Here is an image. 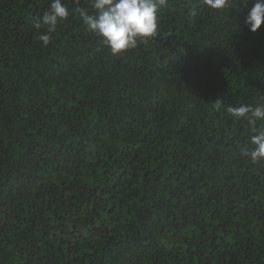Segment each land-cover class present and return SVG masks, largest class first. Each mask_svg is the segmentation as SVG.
Here are the masks:
<instances>
[{
	"label": "trees",
	"instance_id": "obj_1",
	"mask_svg": "<svg viewBox=\"0 0 264 264\" xmlns=\"http://www.w3.org/2000/svg\"><path fill=\"white\" fill-rule=\"evenodd\" d=\"M50 2L0 0V264H264V164L226 111L264 103L247 0H169L121 56L87 32L91 0H62L44 46Z\"/></svg>",
	"mask_w": 264,
	"mask_h": 264
},
{
	"label": "clouds",
	"instance_id": "obj_2",
	"mask_svg": "<svg viewBox=\"0 0 264 264\" xmlns=\"http://www.w3.org/2000/svg\"><path fill=\"white\" fill-rule=\"evenodd\" d=\"M203 3L209 10L231 9V0H203ZM249 3L251 7H247ZM168 6L169 0H91L94 11L80 15L87 32L97 37L112 56H121L158 36L161 10ZM245 7V27L256 33L264 25V0H247L246 6L240 5L241 11ZM69 15L62 0H51L48 10L35 19V28L46 26L38 36L44 46L51 43L58 23L67 20ZM213 104L219 110L222 102L217 100ZM226 111L237 121H245L252 133L248 142L240 147L241 155L253 164H264V130L257 126L258 122H264V103L229 106Z\"/></svg>",
	"mask_w": 264,
	"mask_h": 264
}]
</instances>
